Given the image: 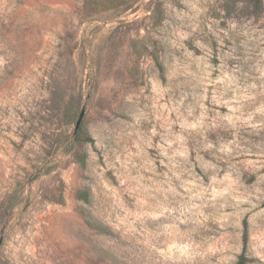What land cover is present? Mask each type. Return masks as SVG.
<instances>
[{
	"label": "rangeland",
	"instance_id": "1",
	"mask_svg": "<svg viewBox=\"0 0 264 264\" xmlns=\"http://www.w3.org/2000/svg\"><path fill=\"white\" fill-rule=\"evenodd\" d=\"M243 254L264 264V0H0V264Z\"/></svg>",
	"mask_w": 264,
	"mask_h": 264
},
{
	"label": "trees",
	"instance_id": "2",
	"mask_svg": "<svg viewBox=\"0 0 264 264\" xmlns=\"http://www.w3.org/2000/svg\"><path fill=\"white\" fill-rule=\"evenodd\" d=\"M248 242H249V228H248V225L245 224L244 233H243L244 249H246ZM248 262H249V259L245 256V254H243L240 257L238 264H247Z\"/></svg>",
	"mask_w": 264,
	"mask_h": 264
},
{
	"label": "water",
	"instance_id": "3",
	"mask_svg": "<svg viewBox=\"0 0 264 264\" xmlns=\"http://www.w3.org/2000/svg\"><path fill=\"white\" fill-rule=\"evenodd\" d=\"M84 115H85V110L82 111V113H81V115L79 117V120H78V122L76 124V127H75V132H77V130L79 129V127H80V125H81V123L83 121Z\"/></svg>",
	"mask_w": 264,
	"mask_h": 264
}]
</instances>
